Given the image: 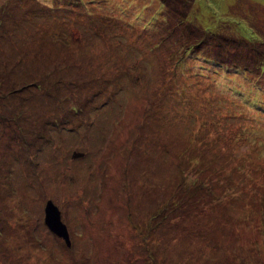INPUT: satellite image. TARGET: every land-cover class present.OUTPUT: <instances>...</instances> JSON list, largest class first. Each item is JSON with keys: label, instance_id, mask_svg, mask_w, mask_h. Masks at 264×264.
I'll return each instance as SVG.
<instances>
[{"label": "rangeland", "instance_id": "374dc122", "mask_svg": "<svg viewBox=\"0 0 264 264\" xmlns=\"http://www.w3.org/2000/svg\"><path fill=\"white\" fill-rule=\"evenodd\" d=\"M0 264H264V0H0Z\"/></svg>", "mask_w": 264, "mask_h": 264}, {"label": "water", "instance_id": "95a60500", "mask_svg": "<svg viewBox=\"0 0 264 264\" xmlns=\"http://www.w3.org/2000/svg\"><path fill=\"white\" fill-rule=\"evenodd\" d=\"M85 157V154L75 153L73 159H80ZM45 223L49 230L56 235L58 238L65 241L68 247L72 246V241L70 237V232L68 227L62 222L61 212L57 206L54 205L52 201L47 203L45 209Z\"/></svg>", "mask_w": 264, "mask_h": 264}, {"label": "trees", "instance_id": "16d2710c", "mask_svg": "<svg viewBox=\"0 0 264 264\" xmlns=\"http://www.w3.org/2000/svg\"><path fill=\"white\" fill-rule=\"evenodd\" d=\"M190 21V20H189ZM186 22V21H185ZM184 23V22H183ZM189 23V22H188ZM184 24H186V23H184ZM186 25H188V24H186ZM197 28V27H196ZM207 34V33H206ZM208 35H210V34H208ZM211 37H215V36H221V35H218V34H216V35H210ZM222 37H223V35H222Z\"/></svg>", "mask_w": 264, "mask_h": 264}]
</instances>
